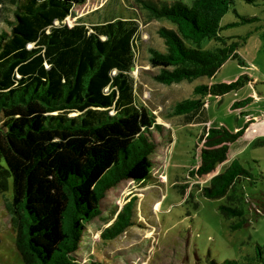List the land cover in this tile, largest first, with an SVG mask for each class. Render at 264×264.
<instances>
[{"label":"trees","instance_id":"1","mask_svg":"<svg viewBox=\"0 0 264 264\" xmlns=\"http://www.w3.org/2000/svg\"><path fill=\"white\" fill-rule=\"evenodd\" d=\"M84 1L0 0V24L10 27L0 31V195L9 192L12 181L7 209L25 264H77L86 227L102 214L107 192L125 181L147 183L155 168L152 130L161 126L138 104L132 75L139 24L134 19L66 24ZM139 1L151 17L177 26L159 31L166 52L149 50L151 67L160 71L155 78L167 86L213 79L229 60L238 59L240 43L229 44L222 35L223 19L237 13L239 2L264 5V0ZM208 40L216 46L204 49ZM243 86L241 79L197 86L200 99L177 104L175 115L188 124L196 118L207 123L204 99ZM229 154L228 145L202 151V163L191 174L213 173ZM244 178L253 180V175L235 160L203 194L226 197ZM132 206L107 230L106 239L133 226ZM220 210L227 218L242 219L234 230L245 224L244 210Z\"/></svg>","mask_w":264,"mask_h":264},{"label":"rangeland","instance_id":"2","mask_svg":"<svg viewBox=\"0 0 264 264\" xmlns=\"http://www.w3.org/2000/svg\"><path fill=\"white\" fill-rule=\"evenodd\" d=\"M236 10L223 19L222 35L229 44L240 43L239 58L229 60L213 79L167 86L156 80L160 71L151 67L149 50L166 52L159 31L176 30L175 24L151 17L139 0H85L73 8L65 22L71 27L81 21L138 22L137 60L132 70L137 102L161 126L152 130L156 151L151 157L155 167L151 180L143 184L125 181L107 192L102 214L86 227L76 253L77 264H264V5L239 2ZM8 18L14 21L11 11ZM2 29L10 31L8 24H0ZM214 46L212 40L203 44L204 49ZM240 79L244 86L238 90L204 99L207 123H198L201 119L196 118L188 124L186 118L175 115L177 104L200 99L194 93L197 86ZM211 129L220 133L213 134ZM239 131L242 136L232 139ZM223 145L230 147L228 163L204 177L191 174L202 163V151H215ZM235 160L253 180L242 179L226 197H205L204 188L212 178ZM12 200L11 181L9 192L0 195V264H25L17 248V227L7 209ZM131 204L133 226L106 239L107 230ZM221 206L244 210L243 227L234 230L242 219L225 217Z\"/></svg>","mask_w":264,"mask_h":264},{"label":"crops","instance_id":"3","mask_svg":"<svg viewBox=\"0 0 264 264\" xmlns=\"http://www.w3.org/2000/svg\"><path fill=\"white\" fill-rule=\"evenodd\" d=\"M253 122V121H252ZM255 124V123H254ZM230 160V154H229V159L226 161V162H224V163H228V161Z\"/></svg>","mask_w":264,"mask_h":264},{"label":"water","instance_id":"4","mask_svg":"<svg viewBox=\"0 0 264 264\" xmlns=\"http://www.w3.org/2000/svg\"><path fill=\"white\" fill-rule=\"evenodd\" d=\"M135 68H132V70H134Z\"/></svg>","mask_w":264,"mask_h":264}]
</instances>
